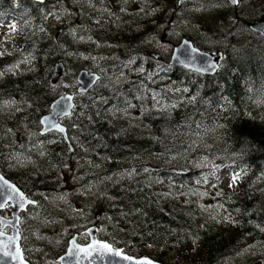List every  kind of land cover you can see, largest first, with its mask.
<instances>
[{
    "label": "trees",
    "instance_id": "1",
    "mask_svg": "<svg viewBox=\"0 0 264 264\" xmlns=\"http://www.w3.org/2000/svg\"><path fill=\"white\" fill-rule=\"evenodd\" d=\"M73 3L72 0L44 3L0 0V23L11 21L15 25L10 46L0 54V73L10 74L15 70L13 76L6 75L0 81V130L9 135L12 134L9 130L31 131L54 102L53 81L59 77L55 67L62 61L61 44L65 47L67 44L61 42L64 37L69 40L68 34L73 35L71 24L80 33L85 29L77 26V16L71 11ZM163 3L176 14V0H163ZM220 3L216 1V5ZM204 5L210 6L209 2ZM239 9L235 18L233 12L227 10L217 11L211 18L213 22L206 18L208 24L212 23V26L207 25L211 31L219 27L218 32L212 33L201 22H195L201 31L213 34L221 48L226 49L228 59L224 68L212 80H202L186 72L184 86L182 74L172 71L173 88L164 89V96L160 90L156 91L159 109L162 108L146 111L141 122L117 129L116 150L108 157L109 173L113 175L118 170L114 164L119 160H147L187 153L201 133L226 126V131L212 141L214 144L206 151L211 157L217 153L219 156L228 154L225 165L216 168V172H231L237 177L236 181L240 179L239 192L216 199V219L208 223L178 198L191 190L188 185L193 173H187V167L159 169L152 176L155 181H133L123 191L119 185L111 184L112 208L106 220L113 229L103 236L114 247L134 255L148 253L152 259L169 264L164 259L189 243L190 248L185 249V256L190 257L187 264H236L250 246L254 248L264 243V38L254 34L251 42L241 38L249 21H264V2L255 0ZM66 10L72 15L66 14ZM78 18L79 24H84V11ZM177 18L174 15L176 22ZM233 29L237 31L234 37ZM236 37L240 40L236 52H228L230 42ZM83 66L86 67L85 62ZM146 77L143 76L142 83L148 82ZM127 102V97L122 98L119 105ZM6 106L12 109L7 110ZM158 132L162 133L161 137ZM163 133L168 136L164 137ZM132 170L130 173H136ZM145 199L149 201L142 205L140 216H124L125 206H134L135 201ZM60 247L62 252L66 250L65 244ZM247 256L252 262L251 254ZM248 259L240 264H250ZM175 262L179 264L181 260Z\"/></svg>",
    "mask_w": 264,
    "mask_h": 264
},
{
    "label": "flooded vegetation",
    "instance_id": "2",
    "mask_svg": "<svg viewBox=\"0 0 264 264\" xmlns=\"http://www.w3.org/2000/svg\"><path fill=\"white\" fill-rule=\"evenodd\" d=\"M81 1L89 3L90 21L88 22V29L86 31V27L79 24L78 18L83 11L80 10L78 2H74L77 26L85 28L83 33H80L77 27H75V30H72V34L79 38L77 39L78 46L86 51L90 59H93L94 49H92V46L98 42V35L102 37L107 35L111 40L109 45L105 46L108 54L111 55L109 64H112L116 68L115 73L124 75V77L119 75V78L116 79L117 82L114 81L107 86L106 90L108 93H115L114 95L119 96L118 101L127 97L130 103L126 104V106H131L133 105L132 102L140 103L144 99H151L154 95L153 88L158 81L164 82L166 85H174V80L171 77L172 71H178L182 74L184 80L181 84L185 85V73L187 70L185 68H175L171 64L173 53L169 60L167 59L163 64L159 65L158 61L161 59V54L157 51L161 43H163L161 39H165L171 34L175 35L176 44H181L185 39H188L196 47L202 49L199 47L200 40L196 31L206 33V30L201 31L198 26L199 24L192 23V15H189L190 9L196 10V4L189 3L185 6V18L182 17L181 27H175L173 11L168 5H164L163 1ZM214 1L221 2V5L226 4L229 6L227 1ZM243 1L247 5H251L255 0ZM262 1L264 2V0ZM112 4L114 5L113 10L109 11L108 9ZM241 4L243 6L242 2ZM197 6H200V14H206L204 3ZM232 10L235 18L238 10ZM121 24H123L124 29L122 32L116 34L119 32ZM193 31H195L197 37L192 34ZM231 31L234 37L237 31L234 29ZM178 32L180 35L175 34ZM245 34L247 38L250 37L249 32H245ZM83 39H85V42H82ZM172 39L174 40L173 35ZM100 40L102 44L109 42L105 38ZM230 43L227 48L228 52H236V45L232 41ZM214 45L221 48L218 42L214 41ZM143 50H148L150 54H143L145 53ZM219 51L222 50H218L217 52ZM217 52L210 53L216 54ZM223 55L224 60H222L225 62L227 57L224 53ZM222 60L220 61L221 66ZM161 74H165L167 78H163ZM97 76L98 84L102 78L98 74ZM143 76H147V83H142ZM207 78L212 80L215 77ZM141 83L142 92L140 89ZM75 109L71 115L65 117L61 122L66 128L65 132L55 131L31 138L19 132L23 138V140L19 139L20 145L18 142H15L16 139H9L8 144L0 147V172H3L2 174L23 193V196L32 202L27 211L20 215V232L23 249L26 248L25 235L29 234V230L32 231V236L38 242L42 241L49 245L58 242L66 244L76 236L81 240L85 237L87 243L89 239L87 233L91 230H95L97 234H108L109 224L106 219H108V213L112 206L109 200L110 185L118 184L122 187L121 190L123 191L124 185L128 180L140 179V173H134L133 176L130 175V169L135 167L134 164H136L135 160L137 159L133 162L121 163L118 173H114L113 175L109 173L108 157L116 150L117 146L115 136L118 132L115 131L121 128L125 122L132 121L133 119L111 114H79V104L75 106ZM8 133L1 132L0 135L3 137ZM13 142H15V145H13ZM95 145L99 147L97 148ZM15 154L20 155L21 158L15 160ZM64 165L66 169H71L67 167L68 165L74 167V169H71L69 175L66 172H63L61 175L62 166ZM30 173H33L32 178L27 181ZM74 174L76 175L73 176ZM80 183H83L81 187L77 185ZM55 191L58 192L56 195H54ZM79 194L82 198L73 201ZM53 197L57 200L51 203ZM68 198L73 201L71 205L60 207L64 200ZM56 204L59 205L61 210L56 208L54 212H58L59 214L65 213L67 216L73 215V224L65 222L57 223V217L49 219L52 208ZM126 209L127 206H125ZM136 211L139 212V208ZM13 212L14 208H7L2 212V217L11 219ZM35 220L38 221L36 225L33 224ZM24 222L27 224L26 228ZM59 251L58 257L61 254L60 249Z\"/></svg>",
    "mask_w": 264,
    "mask_h": 264
},
{
    "label": "rangeland",
    "instance_id": "3",
    "mask_svg": "<svg viewBox=\"0 0 264 264\" xmlns=\"http://www.w3.org/2000/svg\"><path fill=\"white\" fill-rule=\"evenodd\" d=\"M85 4V5H84ZM210 6L206 7V14H200L197 15L193 10H189V15H192L194 18V21L196 23H203L205 28H207V30H209L210 32H218L216 27L211 29L207 26L210 25L212 26V23L208 24V21L206 20V18H212L214 15H216L217 11L220 10H227V11H232V9H230V7H226L225 5H221V4H217L216 5V1L214 2H210L209 3ZM83 6V10L84 13L86 14V20L84 22V24H82L81 26H85L86 27V31L88 29V22L90 21V16H89V3L87 2H83L82 3ZM114 5L112 4V6H110V8L108 9L109 11L113 10ZM245 7V6H244ZM195 9H200V6L195 7ZM75 10V6L71 5V11ZM107 10V11H108ZM240 13L239 11L237 12V14ZM181 14H185V8L181 9ZM212 20V19H211ZM198 21V22H197ZM213 22V20H212ZM225 22V21H224ZM181 27V25L179 26ZM124 29L123 24L120 25L119 27V32H117L116 34L122 32V30ZM71 30H75V27L71 24ZM10 26L8 25H3L0 26V53H3V51H5L6 49H8V47L10 46L8 43V39L10 36ZM176 35H180V33H175ZM194 36L195 35V31H193L192 33ZM196 34L199 37V44L202 49L209 51V52H217L220 47L214 45V41L217 42V38L213 37L212 35L210 37L204 35L203 33L199 32L198 30L196 31ZM172 35L174 40L172 39ZM99 40L98 42L92 46L93 53L94 55H92V58L94 59V61H92L93 59L89 58V55H85L86 51H84L83 49H81L78 46V41L77 39L78 36H74V39H72V37H69V40H67L66 37L63 38V41L61 43L66 42V47L63 46L61 44V57H62V61H64L66 63L67 66V72L65 75H62L63 77L61 78H54L53 81V85L56 87V95L53 97V99L56 96H60L62 94H65L64 91L66 92H77L78 89V82H77V76L78 73L80 71H78V69L80 67L83 66V62H85L86 67L83 66L84 68L82 70H86L90 73H96L98 75L101 76V81L96 85V87L92 90V92H90L89 94H84V95H80V99H78V104H79V109H78V113L79 114H90V115H121V112H115L116 108L115 106H113L110 102L113 101V97L112 99H110V96H105V94L108 92L106 90L107 86L111 83H113L114 81L117 82L116 79L119 78V75L122 74H118L115 73L116 72V68L112 65L109 64V61H111V55L108 54V51L106 49L105 46L109 45V43L111 42V40L109 39V37H107V35L105 36H100L98 35ZM197 37V36H196ZM105 38L107 39L109 42L108 43H103L101 42L100 39ZM163 41V43H161V46L158 48L159 50L157 51L159 54H161V59L158 61L159 65L163 64L167 59L169 60L173 50H174V46L180 45V44H176L175 43V35L171 34L169 37L165 38V39H161ZM82 42H85V39L82 40ZM88 44V43H87ZM175 44V45H174ZM242 45V44H241ZM87 47V45H86ZM89 48V45H88ZM225 49V48H224ZM64 50V52H63ZM145 53L143 54H150V52L148 50H143ZM97 56V57H95ZM95 57V58H94ZM100 58V59H98ZM102 58V59H101ZM126 59V58H124ZM228 59V56H227ZM68 60V61H67ZM100 60V61H97ZM89 61V62H88ZM227 64V62H224V66ZM101 68V69H100ZM18 69H21V67H19ZM14 71L12 70L10 74H6L9 77L14 75ZM98 71V72H97ZM7 76V77H8ZM1 78V77H0ZM8 79V78H6ZM202 80H204V78H202ZM95 81H97V77L93 76V77H89L88 79V83L85 84V88L82 89V91H87V89L89 88L90 85H92ZM94 86V85H93ZM174 85H166V83L164 82H160L158 81L155 84V87L157 90H169L171 88H173ZM82 87V86H81ZM7 110H11L12 106H6ZM162 107L160 106V109ZM147 111H152V110H160L159 109V105H158V101H156V98L152 99V101H149L148 103H146L145 108ZM139 108H129L125 111V113H132V114H139ZM164 110V109H163ZM143 116V114H142ZM142 116H127V118H132V121H127L125 122L126 124H132L135 121H138L137 119L141 120ZM124 123V125H125ZM35 125V124H34ZM216 129V128H214ZM208 131H210L208 129ZM162 135V133H161ZM161 135L159 137H161ZM214 138H216V140H218V134H211ZM28 136L29 138H31V132L30 130H28ZM164 137H167L168 135L163 133ZM209 135H206L205 137H202V140L198 139V141H200L199 145H197V149L193 148V150H191L188 154L187 153H182V154H169V155H164L161 156L160 158H153L151 161L152 163H155V166L157 168V170L159 169H168V167L170 168H184L187 167L189 168L187 173H193V175L190 178V185H188L189 187H191L190 193H188L189 190H187V195L185 194V196H182V201L183 203H186L187 206L190 207L191 210H193L196 215L200 218V219H206V221L208 223L214 221L216 219V217H214V215L217 212V208H216V199L217 196L221 195V196H228V193H234L235 191H238V184L241 182L240 179H238L237 181L233 180L234 174H229V172H225V173H221L218 174L216 172V168L225 165L224 163L227 160V156L228 154H223V156H219L218 153L216 154L215 157H211L210 154L205 151V146L204 144H207L208 139L206 140V138ZM21 138V140H23L22 135L19 133V131L17 132H13L10 136L9 133L8 135L4 138V140L6 141L7 139H11V140H15V142H19V139ZM4 141L1 140V144H3ZM15 142H13V145H15ZM212 143L211 140H209V144L211 146ZM221 144H216V146H219ZM196 146V145H195ZM218 150H220V147H217ZM217 157H220L219 159H217ZM17 158H21L20 155H14V159L16 160ZM233 158V157H232ZM158 160V161H157ZM219 160V161H217ZM134 161V160H132ZM157 161V162H156ZM136 164H134L135 166H142L143 163L139 160H135ZM173 166V167H171ZM65 167V165H64ZM68 168L74 169L73 166L68 165ZM71 169H66V174L69 175L71 173ZM113 169H115V167H113ZM207 169H209V172H205ZM203 170V171H202ZM213 171V172H212ZM182 173V170H181ZM33 173H30L27 177V181L30 180V178H32ZM76 174H74L73 176H75ZM195 180H196V184H195ZM192 183V185H191ZM159 182H157L156 184H154L155 186H158ZM80 187L83 185V183L77 184ZM194 185H197L196 187H194ZM162 188L164 186H161ZM239 192V191H238ZM58 192L55 191L56 195ZM82 196L79 194L77 195V198H75V200H79L81 199ZM57 199L55 197L52 198L51 203L55 202ZM71 201L70 198H68L67 200H64V202L62 203V206H70L71 203L73 202ZM60 207H58L59 210ZM73 215H65V213L59 214L57 215L56 218V222L57 223H69V224H73ZM56 223V224H57ZM24 226L25 228L27 227V224H25L24 222ZM65 231V230H64ZM65 234V232H64ZM26 236V256L27 257H31L32 261H35L36 264H57V260H58V254H59V249L58 247L55 246H50L48 249H46L45 251H41L42 247H43V243H40L36 240V238L34 236L31 235H25ZM104 236H100L101 239H103ZM82 243H86V239L84 237V239H82ZM192 245V244H191ZM255 247L253 248V246H250L247 249V254H251V259L252 262H250V259H248L247 254L245 253L243 255V257H241L238 261L240 263H242L244 260L248 259V262L250 264H264V243L261 244H257L254 245ZM190 248V244L189 243H184L182 245V247L176 251L174 254H171L170 256L166 257L164 260L166 262L169 263H174L175 261L181 260V263L179 264H187V261L190 260V257H186L185 256V249H189ZM255 250H253V249ZM130 253V252H129ZM133 255V254H132ZM145 255V254H144ZM143 256V255H142ZM146 256V255H145ZM147 256H150V254L147 253ZM153 256V254H152ZM39 259V260H38ZM237 261V262H238ZM236 262V264H237Z\"/></svg>",
    "mask_w": 264,
    "mask_h": 264
},
{
    "label": "water",
    "instance_id": "4",
    "mask_svg": "<svg viewBox=\"0 0 264 264\" xmlns=\"http://www.w3.org/2000/svg\"><path fill=\"white\" fill-rule=\"evenodd\" d=\"M34 1L42 3L45 0H34ZM187 1L189 0H180V5L184 4ZM229 1L231 2V0ZM232 5L237 7L239 4L236 5L232 4ZM254 29L260 31L264 35V24L259 25L258 28L255 27ZM184 49H188L189 52H185ZM182 50L185 55L192 57V60L206 62L208 65H210V69H197L189 63L185 64L182 61L177 60V57L180 55ZM221 57H222L221 53L218 54L216 57H211L210 55L204 54L200 50L194 48L191 43L184 42L180 47H177L175 49L172 64L174 66L185 67L189 70L197 71L202 74L214 75L218 68L216 61ZM64 71H65L64 65L62 63L58 64L56 67V72L58 74H62ZM93 76L94 75H89L87 72L81 73L80 82L83 85V88H85L84 84L88 83L89 77H93ZM94 84L95 82L89 87H92ZM66 97H71V100L64 99ZM57 101H60L59 105H57L56 103ZM74 107H75L74 96L72 95H66L57 99L51 105L50 113L47 116H45L41 121L44 127L43 133H47L49 131H55V130L59 131L55 125H58V122L63 118L71 115ZM64 113H67V115H65ZM0 177L3 178L2 180H0V205H4L3 207H0V233H3V235L0 236V264H29L25 260L23 250L21 248V235L19 231V225H20V214L22 212L27 211V208L30 205H32V202L27 200L25 196L21 198L19 195L21 191L9 180H7L1 173H0ZM5 181H7L6 184ZM11 186H15V189H13ZM15 190H18V192ZM6 207L14 208L15 210L12 214L11 219H5L2 217L1 213L6 209ZM8 228L10 229V234L5 233V231ZM88 234H90V244L93 241L101 242L97 238V235L95 234V230L89 231ZM73 241H75L76 245H78L76 239L71 240V242L69 243L67 254L62 257L63 259L61 258L59 260L60 264H138V262H142L145 260V258L136 259L127 254H124L123 250H114L113 247L106 242H101V243L102 244L106 243L110 245L114 251H119L124 256L130 257L131 259L124 260L121 257L105 252L103 249H101L98 252H94L92 257L89 258L84 253L79 252V250L76 247H74L72 243ZM80 247H86V246H80ZM17 249L19 251H17ZM69 250H71L72 252L71 255H69ZM5 252H7L8 254L5 255ZM14 257H18V258H14ZM146 259L150 260L149 258ZM154 264H159V263L154 262Z\"/></svg>",
    "mask_w": 264,
    "mask_h": 264
},
{
    "label": "snow or ice",
    "instance_id": "5",
    "mask_svg": "<svg viewBox=\"0 0 264 264\" xmlns=\"http://www.w3.org/2000/svg\"><path fill=\"white\" fill-rule=\"evenodd\" d=\"M231 3L232 4H234V5H236V4H239L240 3V0H231ZM11 27L14 29L15 28V25H11ZM185 43H187V42H185ZM64 99H67V100H71V97H66V98H64ZM57 103V105H59L60 104V101H57L56 102ZM65 115H67V113H64ZM58 129H59V131H61V132H63L64 131V129L63 128H59V126L58 125H55ZM237 177H233V180L235 181V179H236ZM3 178L2 177H0V180H2ZM7 183V181H5V184ZM13 189H15V186H11ZM15 191H17L18 192V190H15ZM19 195H20V197L21 198H23V193H19ZM31 202V201H30ZM4 205H0V207H3ZM3 235V233H0V236H2ZM73 243V245H74V247H76L78 250H79V252H81V253H84L86 256H88L89 258H91L92 257V255H93V253L94 252H98V251H100L101 249H103L105 252H107V253H111L112 255H115V256H118V257H121L122 259H124V260H130L131 258L130 257H127V256H124L121 252H119V251H114L112 248H111V246L110 245H108V244H106V243H101V242H99V241H93L91 244H89L88 246H86V247H80L79 245H76V243H75V241H73L72 242ZM17 251H19L18 249H17ZM8 253L7 252H5V255H7ZM72 254V252H71V250H69V255H71ZM14 258H18V257H14ZM63 259V258H62ZM138 264H154V262H152L151 260H148V259H146L145 258V260L144 261H142V262H138Z\"/></svg>",
    "mask_w": 264,
    "mask_h": 264
},
{
    "label": "bare ground",
    "instance_id": "6",
    "mask_svg": "<svg viewBox=\"0 0 264 264\" xmlns=\"http://www.w3.org/2000/svg\"><path fill=\"white\" fill-rule=\"evenodd\" d=\"M77 3V2H76ZM85 5V4H84ZM94 11V10H93ZM259 23V22H258ZM216 26V25H215ZM56 31V30H55ZM65 46V45H64ZM196 46V45H195ZM124 48V47H123ZM184 51L185 52H189L188 51V49H184ZM63 52H64V50H63ZM187 54V53H186ZM138 56V55H137ZM188 55H185L184 54V52H183V50L181 51V53H180V55L177 57V60H180V61H182L183 63H185V64H191L193 67H195V68H197V69H210V65H208L206 62H200V61H194V60H192V57H190V56H188ZM129 59V58H128ZM224 60V59H223ZM68 61V60H67ZM187 61V62H186ZM121 62V61H120ZM229 62V61H228ZM145 63V62H144ZM123 64V63H122ZM126 64V63H125ZM129 65V64H128ZM130 67V66H129ZM118 68V67H117ZM122 68V67H121ZM101 69V68H100ZM135 70V69H134ZM138 71V70H137ZM98 72V71H97ZM91 74V73H90ZM133 75V74H132ZM135 75V74H134ZM138 75V74H137ZM131 77V76H130ZM167 78V77H166ZM131 80V79H130ZM167 81V80H166ZM138 83V82H137ZM110 85V84H109ZM154 85V84H153ZM172 86V85H171ZM115 88V87H114ZM111 90V89H110ZM116 90V89H115ZM125 91V90H124ZM129 91V90H128ZM116 92V91H115ZM115 94V93H114ZM119 94V93H118ZM129 95V94H128ZM166 95V94H165ZM174 96V95H173ZM125 97V96H124ZM173 98V97H172ZM110 99H112V97L110 98ZM118 99V98H117ZM129 100V99H128ZM178 100V99H177ZM176 101V100H175ZM179 101V100H178ZM138 103V102H137ZM78 104V103H77ZM76 110V109H75ZM251 117V116H250ZM38 118V117H37ZM94 118V117H93ZM99 119V118H98ZM143 119V117L141 118V120ZM104 120V119H103ZM102 120V121H103ZM138 121H135V122H133V124L134 123H139V122H141V120H139V119H137ZM258 121H260V120H258ZM104 122V121H103ZM126 126H128L127 124H125V125H123L121 128H123V129H125V127ZM216 126V125H215ZM129 127V126H128ZM56 128V127H55ZM218 128V127H217ZM58 129V128H57ZM117 129V128H116ZM59 130V129H58ZM116 132V131H115ZM79 134V133H78ZM87 134V133H86ZM4 135V134H3ZM8 135V134H7ZM40 135V134H39ZM59 135V134H58ZM69 136V135H68ZM94 137V136H93ZM44 138V137H43ZM27 139V138H26ZM42 140V139H41ZM65 140V139H64ZM101 141V140H100ZM42 142H44V141H42ZM36 144V143H35ZM189 145V144H188ZM96 146V145H95ZM91 147V146H90ZM94 147V146H93ZM92 147V148H93ZM97 148L99 147V146H96ZM106 147V146H105ZM34 149H36V148H34ZM95 149V148H94ZM79 150V149H78ZM77 151V150H76ZM91 151V150H90ZM73 152V151H72ZM93 152V151H92ZM88 154V153H87ZM32 155V154H31ZM62 155H64V154H62ZM78 155V154H77ZM66 157V156H65ZM149 157V156H148ZM147 157V158H148ZM102 159H103V157H101ZM100 158V159H101ZM143 158V157H142ZM146 158V159H147ZM137 160H139L138 158H137ZM98 161V160H97ZM129 161H131V162H133L132 160H119L118 161V164H114L116 167H118V170H116L115 171V173H118V171H120L119 170V165L121 164V163H128ZM139 161H141L142 163H143V160H139ZM130 162V163H131ZM109 163V162H108ZM133 164V163H132ZM113 165V166H114ZM126 165V164H125ZM121 166V165H120ZM123 166V165H122ZM102 168V167H101ZM141 168V166H135L134 168H133V170H132V172H137L139 169ZM234 170V169H233ZM127 171V170H126ZM213 172V171H212ZM3 173V172H2ZM132 174H134V173H130V175H132ZM179 175V174H178ZM7 178V177H6ZM110 178V177H109ZM187 179V178H186ZM22 182V181H21ZM188 183V182H187ZM106 190V189H105ZM104 190V191H105ZM182 191V190H181ZM41 192V191H40ZM176 195V194H175ZM32 197H34V196H32ZM109 197V196H108ZM177 199V198H176ZM110 200V199H109ZM38 202V201H37ZM178 202V201H177ZM182 206V205H181ZM191 213V212H190Z\"/></svg>",
    "mask_w": 264,
    "mask_h": 264
}]
</instances>
